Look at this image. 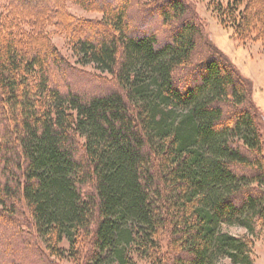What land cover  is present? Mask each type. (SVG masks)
<instances>
[{
    "label": "trees",
    "instance_id": "16d2710c",
    "mask_svg": "<svg viewBox=\"0 0 264 264\" xmlns=\"http://www.w3.org/2000/svg\"><path fill=\"white\" fill-rule=\"evenodd\" d=\"M0 4V223L18 228L23 198L59 260L255 264L264 117L252 81L209 40L191 3ZM70 4L102 17L77 16ZM210 4L240 40L264 46L263 0ZM46 25L67 36L77 63L112 75L116 88L84 91L76 80L85 73ZM10 255L0 264H13Z\"/></svg>",
    "mask_w": 264,
    "mask_h": 264
},
{
    "label": "rangeland",
    "instance_id": "374dc122",
    "mask_svg": "<svg viewBox=\"0 0 264 264\" xmlns=\"http://www.w3.org/2000/svg\"><path fill=\"white\" fill-rule=\"evenodd\" d=\"M191 3L199 15L204 30L209 40L213 42L224 55L240 70V72L249 78L253 83L252 97L255 104L259 107L264 117V46L262 40L257 38L249 39L245 42L240 40L234 31V28L230 25H226L219 18L218 11L215 9L214 4H210L212 0H187ZM264 2V0H263ZM2 6L0 4V13ZM69 12L87 18H101L102 13L97 11H87L80 8L77 5L70 4L68 8ZM32 15V14H29ZM160 25L157 22H153L151 26ZM29 28V26H26ZM48 31H51V41L57 46L61 54L69 60L71 66L85 73V76L81 79H77L81 88L84 91L90 90H106L108 88H116L114 83V77L110 74L100 73L93 65H81L77 63V57L74 55L71 46L68 42L67 36L55 27L46 25ZM159 27V26H158ZM151 28V27H150ZM40 37L43 35L35 34L32 37ZM39 39V38H37ZM200 56L196 58L199 60ZM195 60V61H196ZM197 62V61H196ZM185 71L178 72V76L182 78L185 75ZM94 78V79H93ZM106 78V79H105ZM105 79L106 81H99ZM74 84H77V82ZM264 122V121H263ZM264 132V126H263ZM3 168V166H2ZM0 176L4 177L3 171H0ZM16 202V201H15ZM18 208L22 212L23 217L19 218L20 224L17 229L6 225L5 222L0 223V258L12 253L11 262L13 264H83V261H74L68 259L59 260L51 255L50 251L46 247L43 240L38 236L35 228L31 226L30 211L23 198L17 200ZM231 234L237 236L247 235V230L240 226H227L225 227ZM17 234H20L27 238L30 245H25L17 240ZM162 243L165 246L168 240V234L165 232L161 237ZM24 243V244H23ZM31 246H35L37 251L30 249ZM87 245L82 248L81 251L86 250ZM255 264H264V227L257 229V239L254 247ZM141 264H150L147 261H143Z\"/></svg>",
    "mask_w": 264,
    "mask_h": 264
}]
</instances>
